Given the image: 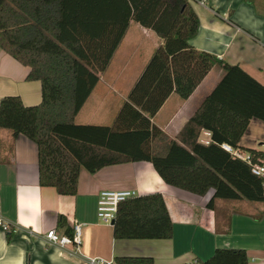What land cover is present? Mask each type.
Returning a JSON list of instances; mask_svg holds the SVG:
<instances>
[{"label":"trees","instance_id":"1","mask_svg":"<svg viewBox=\"0 0 264 264\" xmlns=\"http://www.w3.org/2000/svg\"><path fill=\"white\" fill-rule=\"evenodd\" d=\"M163 41L109 124L78 123L77 116L109 66L131 22ZM200 21L192 0H0V47L39 81L42 100L19 95L0 100V128L23 135L38 149L39 182L76 195L82 168L91 174L112 165L150 162L170 186L200 197L206 206L246 200L264 204V177L252 172L264 150L241 143L253 119L264 123V84L191 43ZM224 74L176 136L153 118L175 93L189 98L211 69ZM210 141L203 143V131ZM250 153L251 164L223 148ZM64 223V219L59 220ZM163 194H138L119 204L116 240L173 237ZM10 237V233L8 234ZM201 264H249L245 249L217 248ZM117 264H155L152 256H115ZM183 264V263H182Z\"/></svg>","mask_w":264,"mask_h":264},{"label":"crops","instance_id":"2","mask_svg":"<svg viewBox=\"0 0 264 264\" xmlns=\"http://www.w3.org/2000/svg\"><path fill=\"white\" fill-rule=\"evenodd\" d=\"M192 6L200 28L190 43L227 63L240 64L264 84V0H208ZM162 41L153 30L132 21L76 121L111 124ZM28 71L0 47V100L19 95L26 105L41 102V83L27 81ZM223 74L221 66H214L189 98L171 94L153 122L176 136ZM260 122L251 121L243 145L264 147ZM200 141L208 143L210 134L204 130ZM104 189L161 192L174 224L173 237L116 240L113 225L101 223L97 216ZM212 194L200 197L172 187L152 163L134 162L107 166L94 174L82 168L77 194L61 195L54 187L40 185L35 142L0 128V264H88L91 258L114 261L120 255L152 256L155 264H182L194 258L205 261L217 248L245 249L249 264H264V204L219 201L215 210L206 206ZM76 222L82 225L79 249L74 243L60 247L47 242L46 234L53 230L60 237H72Z\"/></svg>","mask_w":264,"mask_h":264},{"label":"built area","instance_id":"3","mask_svg":"<svg viewBox=\"0 0 264 264\" xmlns=\"http://www.w3.org/2000/svg\"><path fill=\"white\" fill-rule=\"evenodd\" d=\"M208 0H192V2H196L199 4H206ZM206 133L210 134L208 131ZM207 142V141H205ZM223 148L228 152L232 153L235 157L246 161L247 163L251 164V156L250 153L240 150L234 149L230 145L224 144ZM252 172L256 175L264 177V165L263 161L260 163H255L252 165ZM138 195V192L135 190H115V189H104L101 190L98 197V204H97V216L98 220L106 225H112L113 221L116 218V214L118 211L119 204L122 201H125L128 198L134 197ZM0 224H2V219H0ZM6 229H8V225H4ZM81 228L82 225L79 222H76L73 226L74 234L72 237L69 236H58L56 232L49 231L46 234V239L48 243L59 245L60 247H64L68 243L76 244V248H80L81 244ZM115 261H106L102 258H91L88 260V264H114ZM183 264H201L197 258L192 259L189 262Z\"/></svg>","mask_w":264,"mask_h":264},{"label":"rangeland","instance_id":"4","mask_svg":"<svg viewBox=\"0 0 264 264\" xmlns=\"http://www.w3.org/2000/svg\"><path fill=\"white\" fill-rule=\"evenodd\" d=\"M215 66H217V65H215ZM260 123H262V122H260ZM255 131H259V130L256 129ZM253 138H254V136H253ZM260 148L264 150V147L260 146Z\"/></svg>","mask_w":264,"mask_h":264},{"label":"water","instance_id":"5","mask_svg":"<svg viewBox=\"0 0 264 264\" xmlns=\"http://www.w3.org/2000/svg\"><path fill=\"white\" fill-rule=\"evenodd\" d=\"M115 220L113 221L112 225H114Z\"/></svg>","mask_w":264,"mask_h":264}]
</instances>
